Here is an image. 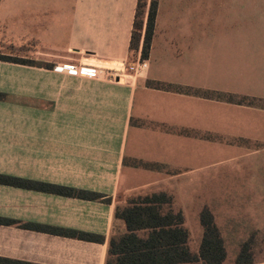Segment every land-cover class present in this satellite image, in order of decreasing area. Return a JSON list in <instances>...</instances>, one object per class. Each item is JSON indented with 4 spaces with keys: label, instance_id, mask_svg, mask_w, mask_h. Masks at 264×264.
<instances>
[{
    "label": "crops",
    "instance_id": "1",
    "mask_svg": "<svg viewBox=\"0 0 264 264\" xmlns=\"http://www.w3.org/2000/svg\"><path fill=\"white\" fill-rule=\"evenodd\" d=\"M156 1L145 64L137 54L136 70L115 78L129 64L138 0H0V55L35 62L0 59V174L110 198L0 183V264H105L110 236L123 231L116 205L131 193H169L198 216L223 208L221 193H264L263 169L231 184L211 172L264 148L246 147L264 146V123L238 131L264 106L215 98L264 101V0ZM212 145L245 147L212 160Z\"/></svg>",
    "mask_w": 264,
    "mask_h": 264
},
{
    "label": "trees",
    "instance_id": "2",
    "mask_svg": "<svg viewBox=\"0 0 264 264\" xmlns=\"http://www.w3.org/2000/svg\"><path fill=\"white\" fill-rule=\"evenodd\" d=\"M142 3L145 5L146 1L138 0L136 13ZM156 9L157 1L151 0L146 14L140 61H145L149 55ZM135 20L136 14L132 39L136 27ZM0 59L18 63H35L3 55H0ZM158 85L164 87V85ZM5 99L6 95L0 93V100ZM0 183L82 199L110 202V198L104 194L5 174H0ZM114 216L116 221L123 225V231H116L110 236L105 264H224L226 260V248L220 229L208 208H203L199 213L202 235L196 253L191 252L188 244L189 231L185 226L184 214L174 203V198L166 192H152L128 197L123 206L116 205ZM30 227L90 241L102 240L99 236L84 232L40 225ZM250 244V239H246L239 245L234 264H254Z\"/></svg>",
    "mask_w": 264,
    "mask_h": 264
},
{
    "label": "rangeland",
    "instance_id": "3",
    "mask_svg": "<svg viewBox=\"0 0 264 264\" xmlns=\"http://www.w3.org/2000/svg\"><path fill=\"white\" fill-rule=\"evenodd\" d=\"M151 1V0H150ZM150 1H146V4H141L138 7L136 13V27L133 32V39L131 43V50L129 55V64H133L137 58V54L140 56L142 48V39L145 28L146 14L150 5ZM220 1L215 0L212 5L219 4ZM217 13L218 11H213ZM47 56V55H46ZM47 65V64H46ZM153 65V63H152ZM121 66V65H120ZM120 68V67H119ZM118 68V69H119ZM117 71V70H116ZM131 72L130 70L127 72ZM214 97V96H211ZM220 100L227 102H234L239 104H258L264 106V101L247 96H216ZM213 113L218 117L219 111L212 108L211 115ZM252 115H244L240 117L238 122L241 124L242 129L238 130L240 132L249 131L251 127L247 125V122H256L261 124L264 123V115H259L257 119H253ZM225 120V119H223ZM228 125L235 124L236 120L232 119L230 116L227 117ZM219 122H211L212 126H216ZM262 129V130H260ZM258 131L264 132V128H260ZM219 131V130H218ZM234 132L235 130H228ZM212 134V133H211ZM245 146H211V158L216 160L223 157H229L243 152L241 148ZM250 149L263 148V145H253L246 146ZM256 147V148H253ZM258 152V153H257ZM251 155H243L241 159L229 160L226 162H221L215 164L211 168L212 174L226 173V175L217 177L215 179L216 184L219 182L223 183L225 181L227 184H231L233 181L243 180V176H248L249 170L263 169L264 170V148ZM182 158L183 156L180 155ZM228 176H237L232 179ZM218 188V187H216ZM226 189H232L231 187H224ZM147 193H131L130 196L125 197V202L128 197L136 196L137 194H150ZM169 194V193H168ZM171 195V194H170ZM173 197V195H171ZM221 196L225 199L222 203L223 208L209 209L213 214L214 220L220 229L221 236L224 241L226 248V260L224 264H234V258L236 257L239 245L246 239L251 241V252L254 259V264H264V193L254 194V193H244V192H226L221 193ZM174 198V197H173ZM124 204L118 206H123ZM184 214L185 226L189 231V247L192 253H196L198 250L199 242L202 235V228L199 222V216L196 215L192 210L182 209Z\"/></svg>",
    "mask_w": 264,
    "mask_h": 264
},
{
    "label": "built area",
    "instance_id": "4",
    "mask_svg": "<svg viewBox=\"0 0 264 264\" xmlns=\"http://www.w3.org/2000/svg\"><path fill=\"white\" fill-rule=\"evenodd\" d=\"M144 62L145 61H140L138 59L137 65H144L145 64ZM137 65L136 66H134L133 64H130V65H128V64L121 65V67L116 71L117 74L115 75V78H120L122 75L127 74V72L129 70L131 72L132 71H135L136 68H137ZM93 71H94V69H81L80 70V72H82V73H88V72L89 73H92ZM68 72L75 74L77 71L76 70H73V69H69Z\"/></svg>",
    "mask_w": 264,
    "mask_h": 264
}]
</instances>
